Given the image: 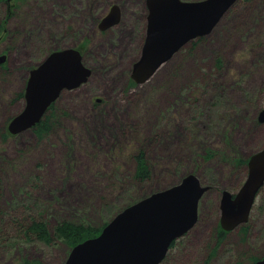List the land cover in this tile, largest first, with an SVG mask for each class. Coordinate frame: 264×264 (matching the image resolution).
Instances as JSON below:
<instances>
[{
	"label": "rangeland",
	"instance_id": "1",
	"mask_svg": "<svg viewBox=\"0 0 264 264\" xmlns=\"http://www.w3.org/2000/svg\"><path fill=\"white\" fill-rule=\"evenodd\" d=\"M146 1L0 0V53L8 54L0 70V264H64L72 247L56 236L59 225L100 228L190 172L211 188L167 263L254 264L264 256V186L248 222L222 241L217 234L222 191L240 189L249 157L264 146V0H238L210 34L138 84L131 72L145 40ZM115 3L121 21L101 31ZM64 47L82 49L88 81L62 92L44 137L32 128L10 133L30 70ZM139 150L151 170L146 181L134 176ZM33 221L53 239L31 235Z\"/></svg>",
	"mask_w": 264,
	"mask_h": 264
},
{
	"label": "water",
	"instance_id": "2",
	"mask_svg": "<svg viewBox=\"0 0 264 264\" xmlns=\"http://www.w3.org/2000/svg\"><path fill=\"white\" fill-rule=\"evenodd\" d=\"M237 1L147 0L146 35L132 79L138 84L150 79L183 46L210 34ZM120 20L121 7L115 3L99 22V29L107 30ZM7 61L8 54L0 53V66ZM91 73L80 49L52 50L30 70L24 108L10 120L9 132L18 134L35 126L65 89L78 88ZM259 121L264 122V107ZM263 186L264 146L249 157L248 175L240 189L222 191L220 226L224 231L248 222ZM210 188L196 173H187L178 182L125 206L99 235L73 246L64 264H161L172 243L198 222L200 201ZM254 264H264V257Z\"/></svg>",
	"mask_w": 264,
	"mask_h": 264
},
{
	"label": "trees",
	"instance_id": "3",
	"mask_svg": "<svg viewBox=\"0 0 264 264\" xmlns=\"http://www.w3.org/2000/svg\"><path fill=\"white\" fill-rule=\"evenodd\" d=\"M0 37H2L1 34H0ZM200 38H202V37H200ZM4 65L5 64L0 66V70L3 69ZM23 95H24V93H23ZM53 109H54V104H52L50 106V108L48 109V111L46 112V114L42 118V120L40 122H38L35 126L32 127L33 131L40 138L44 137L51 130H53L55 124L57 123V116L53 112ZM135 163H136L135 164V172H134L135 178L140 180V181H146V180L150 179L151 170L149 167L148 159H147L146 154L143 150H139L138 153L136 154ZM131 203H128L127 205H129ZM127 205H125V206H127ZM111 219H109V220H111ZM109 220L107 222H105L100 228L99 227L96 228V227H93L90 225L76 224L74 222H64L63 224H61L57 227V229L55 230V233H56L57 237L63 238L66 243H68L71 247H73L76 244L80 243L81 241H84L87 238L99 235L100 232L102 231L103 227L109 222ZM0 224H1V218H0ZM27 230L31 235L36 234V236L43 241L49 242L50 240L53 239L50 231L47 228V225L44 222L33 221L29 225V227H27ZM246 230H247V228H246ZM227 232L228 231H224L221 228L220 223H219V225L217 227L218 240L222 241V239L225 237ZM175 245H176V240L172 243L170 249H173L175 247ZM170 251H169V253H170ZM169 253L165 257V260L167 259ZM211 255H213V253ZM165 260H163V262L161 264H164ZM24 263L25 264H37V261L25 259L23 261V264Z\"/></svg>",
	"mask_w": 264,
	"mask_h": 264
},
{
	"label": "flooded vegetation",
	"instance_id": "4",
	"mask_svg": "<svg viewBox=\"0 0 264 264\" xmlns=\"http://www.w3.org/2000/svg\"><path fill=\"white\" fill-rule=\"evenodd\" d=\"M8 2L10 3V0H8ZM10 4H11V3H10ZM112 5H113V4H112ZM112 5H111V6H112ZM110 8H111V7H110ZM109 11H110V9H109ZM109 11H108V12H109ZM105 15H106V14H105ZM105 15H104V16H105ZM104 16H103V17H104ZM103 17H102V18H103ZM102 18H101V19H102ZM121 18H122V12H121ZM100 21H101V20H100ZM120 21H121V20H120ZM101 31H102V30H101ZM76 48H78V47H76ZM78 49H80V48H78ZM80 50H81V52H82V54H83L82 49H80ZM1 66H2V65H1ZM97 98H100V99L97 100ZM94 100H95V102L98 103V102H102V101H103V98L97 96V97H95ZM170 248H171V247H170ZM170 250H173V249H169V251H170ZM169 251H168V253H169ZM168 253H167V254H168ZM166 256H167V255H166ZM167 259H168V257H167ZM167 259L165 260V258H164V260H165V261H164V264H165V263L168 264V263H167ZM255 261H256V260H255ZM162 262H163V261H162ZM162 262H161V263H162Z\"/></svg>",
	"mask_w": 264,
	"mask_h": 264
},
{
	"label": "bare ground",
	"instance_id": "5",
	"mask_svg": "<svg viewBox=\"0 0 264 264\" xmlns=\"http://www.w3.org/2000/svg\"><path fill=\"white\" fill-rule=\"evenodd\" d=\"M28 79V78H27Z\"/></svg>",
	"mask_w": 264,
	"mask_h": 264
}]
</instances>
